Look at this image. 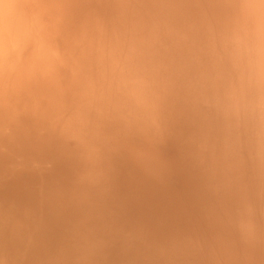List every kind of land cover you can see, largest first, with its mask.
<instances>
[{"label": "clouds", "instance_id": "obj_1", "mask_svg": "<svg viewBox=\"0 0 264 264\" xmlns=\"http://www.w3.org/2000/svg\"><path fill=\"white\" fill-rule=\"evenodd\" d=\"M0 264H264V0H0Z\"/></svg>", "mask_w": 264, "mask_h": 264}]
</instances>
